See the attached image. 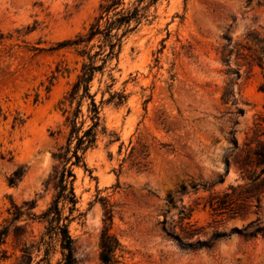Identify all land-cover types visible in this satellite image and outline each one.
Returning <instances> with one entry per match:
<instances>
[{"label": "rangeland", "instance_id": "obj_1", "mask_svg": "<svg viewBox=\"0 0 264 264\" xmlns=\"http://www.w3.org/2000/svg\"><path fill=\"white\" fill-rule=\"evenodd\" d=\"M107 1L0 0V230L12 223L11 203L25 212L0 247V264H18L23 251L32 264L45 257L40 217L56 195L57 154L70 131L61 102L88 62L57 45L86 35ZM254 37L264 41V0H160L122 38L118 58L91 84L98 103L108 100L107 133L84 155L86 169L73 168L76 264H104L105 228L120 243L110 264H264V234L247 236L264 228V199L259 210L219 222L205 208L243 183L230 141L241 146L264 117L260 70L248 74L221 53L227 38L257 48ZM228 83L240 101L225 105ZM20 167L24 177L10 186ZM190 223L200 230L192 241L215 230L228 235L210 249H190ZM52 245L49 261L58 264L62 251L57 240Z\"/></svg>", "mask_w": 264, "mask_h": 264}, {"label": "trees", "instance_id": "obj_2", "mask_svg": "<svg viewBox=\"0 0 264 264\" xmlns=\"http://www.w3.org/2000/svg\"><path fill=\"white\" fill-rule=\"evenodd\" d=\"M160 0H109L101 7L100 16L95 20L86 35L77 36L75 40H69L57 45V48L73 47L87 59L82 73L72 87V90L61 102L63 111L67 114V123L70 129L66 145L57 154L62 164V170L57 175L55 184L56 195L48 209L40 217L46 222V232L42 237V245L46 246L45 257L36 264H51L49 261L52 244L57 240L62 251L63 259L58 264H76L73 258L74 240L70 233V224L73 221V212L76 210L78 198L74 189L76 174L74 167H84V155L88 150L93 149L98 142L101 133H107V128L103 126V105L108 100L96 101V94L91 93V84L95 78V73L105 69V67L115 58H118L122 48V38L136 29L151 6L156 5ZM135 24V26H133ZM98 40V50L90 44ZM257 48H252L242 44L232 45L227 38V44L222 46V55L225 63H229L233 56L239 68L247 67L248 74L255 68L260 70L262 84L259 90L264 93V41L260 38H253ZM3 35L0 36V41ZM99 63V64H98ZM238 76L239 73H236ZM223 104L236 103L240 98L236 97L231 83H228L223 96ZM87 104L86 113L83 108ZM238 116H243L245 110L239 108L236 112ZM22 123V122H20ZM87 123H90L86 126ZM231 156L235 154V166L241 174L243 183L231 187L223 195H216L206 202L205 208H210L213 216L218 218L228 216L229 218L240 217L246 214L251 208L260 209L264 199V117H260L254 124L252 134L247 136L240 146L237 140L231 139ZM231 159L227 161L230 166ZM26 169L18 168L8 179L10 186H16L24 177ZM229 171H226L227 174ZM224 182V176L219 178L218 183ZM9 213L13 216L12 223L0 230V247L6 244L11 232V225L20 222L25 215L24 209L15 203ZM31 206V205H30ZM33 207L29 209H33ZM69 211L70 214H65ZM190 218L192 211H190ZM35 217L36 215L30 214ZM16 226V229H22ZM239 232L236 228L233 230ZM264 234V228L256 229L247 234L248 237H255ZM200 234L196 225L190 223V249H210L219 239L227 236L226 232L215 230L209 239L192 241L193 237ZM120 243L118 239L111 235L109 229L102 231L100 238V260L104 264L116 261ZM18 264H32L33 256L27 251H23Z\"/></svg>", "mask_w": 264, "mask_h": 264}]
</instances>
